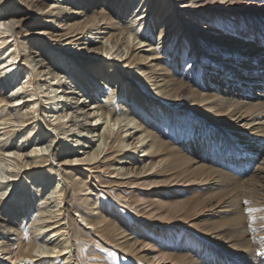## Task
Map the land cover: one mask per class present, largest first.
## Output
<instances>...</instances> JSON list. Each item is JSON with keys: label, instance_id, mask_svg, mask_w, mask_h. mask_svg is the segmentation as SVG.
Returning a JSON list of instances; mask_svg holds the SVG:
<instances>
[{"label": "bare ground", "instance_id": "obj_1", "mask_svg": "<svg viewBox=\"0 0 264 264\" xmlns=\"http://www.w3.org/2000/svg\"><path fill=\"white\" fill-rule=\"evenodd\" d=\"M223 1L135 0L132 8L129 0H0V264H74L71 247L75 246V241L80 246L85 237L81 236L82 227L66 214L67 208L64 206L68 198H64L63 178L50 173L52 169L47 168L52 160L64 166V180L69 181L72 190L85 191L82 195H74L73 199L76 203L75 213L91 226L90 232L101 239H110L108 234H112V241L136 259L147 263L157 260L184 263L188 260V264H201L192 258L189 260L186 255L155 251L152 244L138 247L137 239L125 237L127 235L119 221L109 218L96 205L89 191L100 184L91 188L86 183L87 178L91 169L100 168L109 161V166H113L109 176L113 173L124 180H111L116 190L126 186V183L135 184L136 179L148 182L145 193L151 199H147V205L157 218L164 215L176 217L187 210L197 213L206 208L202 203L209 196H217V210L213 213L217 219L214 217V221L205 223L201 230L204 231L202 235L212 234V239L224 248L208 246L205 255L200 258L202 264H264V231L261 227L264 225V187L257 185L264 180V161L245 181L213 166L219 165L236 172L240 162L238 155L249 162L261 154L264 156V117H261L264 116V100H259L264 99V56L257 49L261 45H257L255 40L248 43L246 51L241 53L243 61L234 65L232 62L237 59L230 58L236 54L233 49L241 44L224 36H218L221 41L209 40V35H205L206 30H211L209 25L215 24L213 14L221 10L200 7L206 4L230 5ZM241 2L234 0L231 3L243 8ZM209 12L214 13L210 15ZM33 15L35 18L31 20ZM225 18L228 25L235 20L231 15ZM144 24L149 30L139 35ZM21 28L24 29L23 33ZM96 33L98 39L109 45L103 44V41L95 49L91 47L93 42L86 45L85 37H94ZM185 34L190 35L191 46L196 51L204 48L205 54L207 50L210 53L216 49L217 53L212 52L218 54L219 59L230 57L221 60L215 67L216 76L212 82L218 91L216 95L213 92L205 95L195 91L172 72L174 63L179 60L177 56L183 50L181 40ZM36 37L40 38L39 44L43 49L49 44L61 46V43H78V50L84 48L92 57L82 61L68 53L72 59L65 69L60 67L65 54H59L49 65L50 57L38 52L37 56L43 58L35 61L28 57L25 50L27 46L31 47L32 39L36 40ZM175 37L178 46L177 51L172 52L168 47ZM223 42H227L230 49L214 48L216 43ZM102 49L107 54L113 51L109 57L105 54V58L94 55L99 50L101 54ZM189 52L193 55L191 48ZM119 62L120 65L117 64ZM227 62L232 68L225 65ZM129 66L130 74L121 71V67L123 70ZM41 68H47L44 74L50 75V85L57 87L54 91L61 87L60 74L66 76L65 83L69 87L60 90L62 96L70 93L77 96L81 93L83 96L86 93L90 97V106L83 111V105L74 106L72 102L66 106L62 104L60 114H52L54 118L51 123L44 124L48 125L46 128L49 132L43 126V116L47 117L46 113L54 110L60 98L56 99V103L49 104L47 98L37 96L33 77H37L35 72ZM93 80L98 82L96 86ZM127 81L131 82L128 84L130 88L124 99L121 98V111L117 112L113 96L119 84L124 85ZM147 85L157 89L160 97L172 101L179 94L183 95L185 103L192 96L200 103L210 99L208 109L212 110L213 117L218 116V120L222 121L220 118L224 114L235 115L236 120L244 121V127L254 126L255 133H248L245 137L237 134L236 139L241 143L232 144L225 138L226 147L223 151L219 149L220 153L212 140L202 142L200 138H190L184 145L186 152L178 151L158 134H152L150 125L137 120L136 109L127 108V101L143 109H147V105L161 104L154 92L147 91ZM101 88L105 89L106 95L102 94ZM136 88L143 92L136 91ZM259 90L260 94L257 93ZM100 94L104 98L101 103ZM250 94H258L259 99L254 98L258 101L245 103ZM45 103L49 106L47 110L41 105ZM37 107L42 110L41 119L36 117ZM78 110L80 112L76 114ZM256 110L258 112L254 114ZM121 122L122 127L117 126ZM46 138L49 144L44 145ZM61 140L66 145L61 146ZM50 145L54 146L53 151ZM137 148H140L142 157H133ZM229 158L233 159V166ZM138 163L142 165L139 172L130 175L132 167L129 169L126 166ZM136 168L139 169V164ZM36 172L47 176L44 184L49 183L45 188L44 185L33 184L35 181L37 183V179L32 181L30 176ZM82 173H86L85 177L81 176ZM178 179L188 181L186 185L189 187L200 182V185L206 184L208 189L213 186V189L220 191L214 193L211 190L208 197L201 199L191 198L192 203L189 199L173 202L160 189L167 186V180L176 183ZM174 186H167L171 189L165 192L177 191L178 188ZM213 205L210 203L207 206ZM185 214L187 216L189 213ZM73 226L78 234L82 233L73 235ZM82 256L81 250H78L77 259H82Z\"/></svg>", "mask_w": 264, "mask_h": 264}, {"label": "rangeland", "instance_id": "obj_2", "mask_svg": "<svg viewBox=\"0 0 264 264\" xmlns=\"http://www.w3.org/2000/svg\"><path fill=\"white\" fill-rule=\"evenodd\" d=\"M129 1H131V4H133L132 6L133 8L135 5L134 3L135 0H129ZM232 1L234 0L223 1L226 4H230V5L215 4L214 6H211L210 4H206L205 6L200 7L206 10L208 7H213L214 9L221 10V12H218V14L214 12L208 13L210 15L214 13L213 16L215 17L216 20H215V24L209 25L211 30H206L205 35L206 36L209 35L208 39L214 41L216 39L218 41H221L218 39V36L228 37V39L231 38L235 41L237 40L241 44V46L236 49H233V52L236 54L231 55V58L226 57L219 59L218 54H215L217 53L216 51H218L216 49L212 50L215 53H213L212 51L208 53L209 50H207L206 51L207 53L204 54L205 49L202 47H201L202 49L196 51V49L193 48V46H191L192 42H190V35L185 34L183 35L184 37L182 36L183 38L181 37L182 38L181 43H183L182 46L183 50L179 52L177 56L179 60H177V62L174 63L175 67L173 68L172 72L175 73V76L176 78L178 77L177 78L178 80H181L184 84L189 85L190 88H193L195 91L200 92L201 94L211 95V92H213V95H216L218 91L214 89L213 86L214 82H212V80L216 76L215 67L219 65V62H222L221 60L225 61L226 59L229 58L230 59L233 58L234 60L237 59L234 62H232L234 65H237L236 63L241 64V62L244 59L243 56H241L242 55L241 53L246 51L245 49L248 47V43L255 40V43L257 45H261L260 47L257 48L259 49L258 53L261 56H264V0H241L242 1L241 5L244 6L243 8L242 7L239 8L235 3L232 4L231 3ZM227 15H231L235 19L234 21L230 22L229 25H228V19L225 18ZM34 18L35 16L33 15V18H31V20ZM158 19L159 18H157V21L159 22ZM145 25L146 24H144V26L140 29L139 35L149 30V27H146ZM140 27L141 25L137 27V30ZM20 30L23 33L24 29L21 28ZM215 30L219 32H215ZM242 30H244V32H242ZM32 40H34L33 44L31 45V47L27 46L25 53L29 55L28 56L29 58L31 59L33 58L35 59V61H39L43 57L41 58L40 56H37L38 52H44V55H48V57H50V59H48L49 65L50 62L51 64L54 62L53 60L56 59L57 56H60L59 54H65L62 59L63 61L61 60L60 63V67L64 69L67 67V65H69V63L71 62L70 60L72 59V57H69L68 53H71V56H73L74 58H79L82 61H85L86 57H92L91 53H88L87 50L84 51V48L78 50L79 48V46H77L78 43L74 45L61 43V46L60 45L50 46L51 44H49L48 42L47 44L49 45H46V48L43 49L39 44L40 38H37L36 40L35 39ZM85 41H86V45H89V42L91 43L93 42V44L91 45L93 49L100 46L101 41H103V44H105L104 40H102L101 38L98 39L97 33L94 34V37L92 36L85 37ZM97 41L99 42L96 43ZM176 41L177 38L175 37L173 38V41L171 40L169 42L168 48L170 49V51L172 50V52L177 51L176 49L178 43ZM226 43L225 42L219 44L216 43L214 45V48L225 49V50L230 49V47L226 45ZM196 44H198L199 47L201 46L199 43ZM105 45H109V43L106 42ZM190 48L193 50L192 52L193 55L188 54L190 53L189 52ZM34 51L37 52L34 53ZM112 51L109 54H107V52L105 53L104 49H102L101 54H100V50L98 52L95 51V54L94 53L93 54L95 56L105 58V54L106 57H109ZM57 62L59 61L57 60ZM229 63L230 62H227L225 65L229 66ZM32 64H34V61L32 62ZM106 64L109 65L110 60ZM117 64L120 65V62ZM251 66L249 68H251ZM130 67L131 66H129L127 69H125L126 68L125 67L123 70L121 67V71L130 74L131 73V69H129ZM105 68L107 67L105 66ZM46 71L47 68L44 69L41 68L37 70V72H35V75H37V77L35 76L33 77V82H34L33 85L38 91L39 95L37 96H40L41 98H47L46 102H48L49 104L56 103L57 102L56 99L60 98V102L58 100V103L54 108V110L46 113L48 115L47 117L43 116L45 119L44 120L45 123H43V126L46 132H49V130H47L48 128H46V126L48 125H44V124L51 123V119L54 118L52 114H56V113L60 114L61 111L60 108L62 107V104L63 105L65 104L66 106L67 103L72 102V105L74 106L83 105L84 107L83 108L81 107L83 111V109H87L90 106L89 103L90 97L86 95L85 90H82V92L85 93V95L81 96L80 93V95L77 96L76 94L70 93L68 95H65V97H67V99H65V97L62 96L60 90L62 88L64 89L66 87H69V85L65 83L66 76L64 74H60L59 81L61 87L60 89H58V91H54V89H56L57 87L50 85L51 78L49 74H44L46 73ZM31 76H33V74H31ZM5 81L6 79H4V82ZM97 83L98 82L96 80H93V85L96 86ZM129 83L131 82L127 81L124 85L120 83L113 96L117 112L121 111L120 110L121 98L124 99L125 93L128 92L130 88V86L128 85ZM147 86H148L147 91H149L150 93L154 92L153 95L157 98L158 101L161 102V104L158 103L155 106L147 105L148 108L143 109V107L138 108L135 107L130 102L125 101L128 106L127 108L136 109V111H138L136 115L137 120L143 121L145 125H150V127L152 128L151 130L152 134L155 133L158 134L161 139H163L165 142L169 144L170 147L178 151L182 150V152H186L185 150H183L184 145L192 138L193 139L200 138L202 142L206 141L207 139L212 140L214 144L213 146H216L215 149L217 150V152L220 153V151L218 150L219 149L221 150L222 148L221 151H223L226 147L225 138H228L232 142V144H234L240 142L238 139H236V137L238 136L237 134H239L242 137H245L248 136V133H251V135L255 133L253 131L256 130L254 126L244 127L243 125L244 121L239 122V120H236L235 115L230 116L228 114H224L220 118L223 122L218 120V116L213 117V113L211 112L212 110L208 109V107H210V104L208 103L210 99L206 100V102L204 101L200 103L197 101L195 97L192 96V98L185 103L183 99V95L179 94L177 95L176 98H174L173 96L174 100L172 101L171 99L168 100L167 98L160 97V94L156 92L157 89H153L151 85H147ZM85 88L87 87L85 86ZM123 89L125 90L124 93H122ZM136 89H137L136 91L139 90L140 92H143L140 88L139 89L136 88ZM100 91L102 92L103 95H106L104 94L105 91L104 88H101ZM260 92L261 91L259 90V92L257 93L260 94ZM102 94L99 95V99L102 97ZM258 94L256 95L250 94L251 96L248 99L244 100L245 103L254 100L258 101L257 100L259 99ZM60 95L61 97H59ZM259 100H264V99H259ZM103 101L104 98H101L100 103ZM41 105H44L45 110L49 109L48 108L49 106L46 103ZM79 112L80 110H78L76 114ZM257 112L258 110L253 111L254 114H256ZM35 114L37 118L41 119L42 118L41 108L38 110L37 107ZM69 117H70V112L68 113V118ZM261 117L264 116L261 115ZM117 126L122 127V122ZM117 126H115V129ZM221 129L223 130L221 131ZM218 130L221 131L222 133L219 132ZM20 136L21 135H19V137ZM47 139L48 138L45 139L44 145L48 143ZM95 139H97V136L95 137ZM57 140H59V138ZM67 141H69L70 143V140ZM64 142L65 141H63V145L61 146L66 145L64 144ZM32 147L33 145H31L30 148ZM52 147H53L52 149L53 151L54 146ZM77 147L79 149L82 148V146H77ZM138 155L139 157H142L140 148H137V151L135 152V154H133V157L137 158ZM240 157L241 156L238 155V160L240 162L236 172L231 171L228 168L221 167L219 165H213V166H216L217 168L219 167L220 169H223L225 172L230 173L231 175L237 178H240L242 181H245L247 178L253 175V173L258 169V167L262 166V162L264 161V156L261 154L250 162L244 161L243 159H240ZM228 160L230 165H232L231 163L233 162V159L229 158ZM110 162L111 161H109L106 165L100 168H93L90 170L89 177L87 178L86 183L88 185H91V188L92 185H97V183H99L100 185H97L95 188H93V191H89L90 189L88 191L92 193L91 196L94 197L96 201V205H98L101 209H103V211L106 212L109 218L112 219L116 218L119 221V223L122 225V229L125 230L124 234L127 235L125 237L137 239V241L139 242L138 247H141L142 245L146 246V244L150 246V244H152L153 249H155V251H163L164 253L171 255H180V256L186 255L189 260L192 258L193 260L201 264L202 262L200 258L202 259V257L205 255V250H208L207 249L208 246H213V247L216 246L219 248H224L223 246H221L219 242L217 243L214 241V239H212V234L210 235L209 233L202 235L204 231L201 230L205 223L210 221L212 222L215 219H217L215 216H213V213H215L217 210L216 208L217 206H215L216 205L215 200L217 196H214L215 195L214 194L213 196L208 197L207 195L210 194L211 190L214 193L219 192L220 190L213 189L212 188L213 186H210L212 189L211 188L208 189L209 187H205L206 184L200 185V182L197 181H195L197 183H193L192 186L189 187L187 186L189 183L188 181L183 182V180L178 179L176 180V183H174L171 180H167L166 183L168 187L175 185L174 187L178 188L177 191L174 192L172 190H169V192H165V190L171 188H168L167 186L163 185L164 187L163 189H160V191L166 193L165 195L166 197H168L167 199L173 202L189 199V201H191L190 203H192L191 198L197 197L201 199L207 196L208 198L205 200L206 202L204 201V203H202L203 205L205 204L204 206H206V208L203 210H198L197 213H194L195 211L187 210V212L183 211L180 212L181 214L178 213L179 215L177 214L176 217H167L164 215L161 218H157L151 214L152 212L150 210V207H148L147 205V199H151L148 196V194L145 193V189L149 187V186H145L148 182H145L144 179H136L134 181L135 184L126 183L125 184L126 186H122L120 187V189L116 190V185H113L111 183V180H116V181H124V180L118 179V176L113 173L111 177L109 176V174H111L109 172L111 171L110 169H113V166H109ZM241 162H243L242 165ZM138 164H139V169L136 168V165L138 166ZM138 164H136L135 166L125 165L127 168L129 167V169H131L132 167V173L130 175H134L135 172H139L140 167L142 165L140 163ZM108 166L109 168L107 169ZM47 168L52 169L50 170L51 171L50 173L59 174V176L63 178L64 193H65L64 198L65 199L68 198V203L64 206V208H67L66 214L70 215L71 219L76 224L82 227L83 233L81 232L82 234L81 233L79 234H81V236L84 235L85 237L84 239L85 241L83 240V243L80 246L75 241L74 244L75 246L71 247V250L73 252L72 261L74 262V264H172L173 263V262L169 263L167 261L159 262L158 260L153 263H147L142 259H136L135 257L126 254L125 253L126 251L125 252L122 251L117 246V244H115L112 241L114 240L112 234L110 233L108 234V237L110 239L107 238L101 239L100 237L91 233L90 232L91 226L89 224H86L85 221H82L79 215H77L78 213H75L76 203L74 202L73 197L74 195H82L85 193V191L78 192L77 190L71 189V184L69 183V181L66 182L64 180V176H63L64 166L59 161L52 160V164L48 165ZM121 171L123 172L124 170ZM41 172H45V171H41ZM262 173H264V171H262ZM85 175L86 173L81 174V176L83 177H85ZM30 177L32 181H34V179H37V183L36 181L33 182V184L35 185L37 184V186L38 184L44 185L45 188L49 183V182L46 183L45 186L44 183L47 180V176L45 175L44 177L43 175L40 174V172H36L32 174ZM133 178L134 176H132V179ZM58 179L59 177L56 176V180ZM257 185L259 187L260 186L264 187V180L258 182ZM210 203L214 204L213 206L215 207L207 206ZM185 213H189L190 215L187 214L186 216ZM214 217L215 219H213ZM257 221L260 220L257 219ZM259 223L263 224V222H259ZM261 227H262V231H264V225ZM73 231H74L73 235L78 234V231H76L75 226H73ZM73 238L77 239L76 236H73ZM78 250H81V253L83 255L82 259L80 258L77 259ZM187 261L186 262L184 261V263L179 261L173 264H185V263L188 264Z\"/></svg>", "mask_w": 264, "mask_h": 264}]
</instances>
